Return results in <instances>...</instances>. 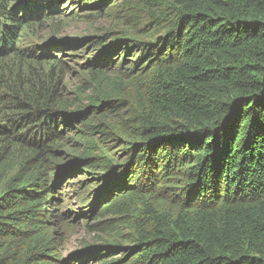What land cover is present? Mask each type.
I'll list each match as a JSON object with an SVG mask.
<instances>
[{
	"label": "trees",
	"instance_id": "obj_1",
	"mask_svg": "<svg viewBox=\"0 0 264 264\" xmlns=\"http://www.w3.org/2000/svg\"><path fill=\"white\" fill-rule=\"evenodd\" d=\"M25 1L0 0V264H264V0H115L130 31L36 50L61 3ZM77 171L127 233L64 256Z\"/></svg>",
	"mask_w": 264,
	"mask_h": 264
},
{
	"label": "rangeland",
	"instance_id": "obj_2",
	"mask_svg": "<svg viewBox=\"0 0 264 264\" xmlns=\"http://www.w3.org/2000/svg\"><path fill=\"white\" fill-rule=\"evenodd\" d=\"M59 3H61L59 14L52 16L53 20L46 21L44 23L46 29H40L36 37L27 35L24 40L22 39L21 47L29 46L30 49L36 50L38 49L36 46L37 42H44L46 44L56 42V40L62 41V43L65 41L77 42V40L85 38L88 35L103 37L104 35L108 36V34L113 35L114 32L121 33L131 30L128 24L117 23L106 14L105 11L112 6L113 1L106 3L103 7L101 6L102 8L96 9H93V7H80L76 0H58L57 4ZM99 4L97 3V5ZM74 15L79 16L73 18ZM90 15H95L96 17L91 18ZM54 31H59L60 34H55ZM111 38L112 36L106 37L104 40L106 44L109 43ZM80 50L81 48L76 49V51ZM72 53L77 57L87 58L88 55L93 54V51H90L88 48L84 53ZM58 57L66 59L65 55L62 57L58 55ZM119 61L117 60L116 63ZM63 182L65 186L60 188V194L56 203L57 215L59 216L56 219V223L58 235H60L61 239L59 245L63 250L64 256L83 252L86 250L85 248L92 249V247L110 246L115 240H122V236L127 233L125 225L119 222H110L108 216L103 221L96 220L97 211L105 205L104 203H109L98 202L96 204L98 209H95L93 206L99 196L108 190L98 178H93L90 174L77 171L73 176L65 177ZM66 183L71 184L66 185ZM99 221H101V225L95 226V223ZM98 252L105 253L106 250L100 249L95 253ZM92 253H94L93 250ZM119 253L114 252V257H119ZM108 258V260L113 259L110 255ZM80 264H104V261H92L89 259Z\"/></svg>",
	"mask_w": 264,
	"mask_h": 264
},
{
	"label": "water",
	"instance_id": "obj_3",
	"mask_svg": "<svg viewBox=\"0 0 264 264\" xmlns=\"http://www.w3.org/2000/svg\"><path fill=\"white\" fill-rule=\"evenodd\" d=\"M112 1H114V0H111V2ZM62 43V41H58V40H56V42H50V44H61Z\"/></svg>",
	"mask_w": 264,
	"mask_h": 264
},
{
	"label": "flooded vegetation",
	"instance_id": "obj_4",
	"mask_svg": "<svg viewBox=\"0 0 264 264\" xmlns=\"http://www.w3.org/2000/svg\"><path fill=\"white\" fill-rule=\"evenodd\" d=\"M115 3V0L113 1V4Z\"/></svg>",
	"mask_w": 264,
	"mask_h": 264
}]
</instances>
